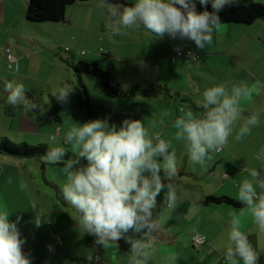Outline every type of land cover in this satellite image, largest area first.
<instances>
[{"label":"crops","instance_id":"1","mask_svg":"<svg viewBox=\"0 0 264 264\" xmlns=\"http://www.w3.org/2000/svg\"><path fill=\"white\" fill-rule=\"evenodd\" d=\"M256 1L264 3V0ZM109 2L132 6L136 0ZM99 4L100 0L78 2L67 8L62 22L33 23L26 18L28 0H0V73H7L9 82L23 84L26 97L44 107L48 98L44 81L46 84L49 81L50 85L49 79H55L58 85L65 86L64 65L73 69L72 65L81 61L96 62L110 74L113 85L140 93L128 100L110 97L102 88L106 96L95 102L90 83L86 81L90 78L83 77L91 104L107 109L109 116H86L77 95L78 100L75 99V91L64 103L57 102L51 92L44 114L25 113L22 106L14 108L6 103L4 86L7 82L0 79V114L8 122V125L0 122V140L8 138L15 143L69 147L63 138L78 123L107 117L119 127L124 119L141 120L150 134L159 133L161 139L172 142L170 151H181L178 175L172 181L177 205L175 209H168L163 204L164 192L157 197L154 216L162 223L154 233L148 264H225L223 255L229 244L230 213L239 214L244 208L236 199L237 186L244 179H251L250 170L264 169V19L252 24L222 23L213 31L212 43L199 50L190 39H173L167 34L159 38L142 25L113 35L105 9ZM7 48L12 49L17 59L10 68L12 72L5 70ZM176 48L194 51L201 58L198 61L177 58L174 56ZM45 61L59 64L60 73L45 77L46 72L40 68ZM72 84L75 87V82ZM220 84H226L229 90L233 85H255L258 93L253 92L250 98L241 101L242 116L228 144L221 152L210 153L212 159H206L201 166L190 161L186 143L174 139L173 124L183 115L181 108H191L202 116L203 110L197 107V101L203 99L206 89ZM39 85L42 87L40 97L36 94ZM58 104L61 106L59 121H56L53 111ZM252 114H259V123L251 128L249 135L236 141L239 127ZM153 121L155 128L149 127ZM41 162H45V168ZM49 166L63 167L44 159L0 155V205H6L12 213L10 220L21 217L18 228L26 240L23 251L31 264L46 261L49 264H102L95 260L97 256L106 264H130L131 245L125 239L117 241L118 247L115 242L101 246L95 243V237L78 227L77 213L62 196L65 176L58 182L54 177L51 180ZM257 192L264 195V190L258 187ZM207 197H229L239 204L205 203ZM37 215L42 221L39 227L34 224ZM241 230L259 254V264H264V232L259 231L247 214L242 217ZM198 234L207 238L204 245L194 243ZM126 235L135 239L141 236L131 231Z\"/></svg>","mask_w":264,"mask_h":264},{"label":"clouds","instance_id":"2","mask_svg":"<svg viewBox=\"0 0 264 264\" xmlns=\"http://www.w3.org/2000/svg\"><path fill=\"white\" fill-rule=\"evenodd\" d=\"M199 3L204 11L196 10L194 0H136L132 6L100 0L98 6L105 9L113 35L142 25L159 38L165 34L173 39L187 38L197 49L204 50L212 43L213 31L221 26L219 13L235 0H199ZM209 3L212 11L207 10ZM5 91L6 103L14 108L22 106L25 113L46 111L44 106L26 97L23 84L9 82ZM72 91L73 88L65 85L52 95L57 102L64 103ZM253 92L258 93L255 85H233L229 90L226 84H220L206 89L203 99L197 101V107L203 110L202 116L191 108L180 109L183 115L174 121V139L186 143L191 162L203 166L206 159H212L210 153L224 149L242 116L241 101L250 98ZM259 119V114L248 116L235 140L249 135ZM149 127L155 128L156 122ZM63 142L71 146L73 157L65 160L64 147H50L43 159L53 165L63 163L60 171L65 183L61 192L64 201L77 213L78 227L95 237V243L101 246H108L110 242L117 245V241L125 239L131 245L130 264H148L154 233L162 223L154 216L157 197L164 192L163 204L168 209H175L177 205L172 181L178 175V168L176 152L170 151L172 142L161 139L159 133L150 134L141 120L124 119L117 127L107 117L72 126ZM81 158L86 159V165L81 164ZM261 171L264 169L250 170L251 179H244L237 186L236 199L244 208L239 214L230 213L229 244L223 255L225 264H240V261L259 264V254L241 227L242 217L247 214L259 231L264 232V195L257 192V187L264 190ZM32 208H36L35 203ZM11 214L6 205H0V264H31L23 251L26 240L18 228L21 217L12 221ZM41 223V216L37 215L34 224L39 227ZM130 231L141 234L140 238L126 235Z\"/></svg>","mask_w":264,"mask_h":264},{"label":"trees","instance_id":"3","mask_svg":"<svg viewBox=\"0 0 264 264\" xmlns=\"http://www.w3.org/2000/svg\"><path fill=\"white\" fill-rule=\"evenodd\" d=\"M88 0H28L26 9V18L29 22H62L66 18L67 8L78 2ZM196 10L204 11V6H201L199 0H194ZM207 10L212 11L211 4L207 5ZM222 23H239L252 24L260 19H264V4L256 0H236L232 6H226L220 13ZM74 73L80 79L79 86L73 87V91L78 96L80 109L86 116H109L110 112L105 108H97L90 102V91L83 77L97 80L106 95L110 97H120L131 100L140 91H126L119 86L113 85L110 80V74L101 69L96 62L81 61L72 65ZM185 100V99H184ZM61 104H58L56 110L53 111V117L59 121L58 111ZM50 146L47 144L31 145L28 143H15L8 138L0 140V155H8L16 158H29L42 161ZM65 160L73 157L75 154L66 150ZM81 164L86 165L87 161L81 158ZM42 163V168H45V162ZM63 165V163H60ZM205 203H222L239 204L229 197H207Z\"/></svg>","mask_w":264,"mask_h":264},{"label":"rangeland","instance_id":"4","mask_svg":"<svg viewBox=\"0 0 264 264\" xmlns=\"http://www.w3.org/2000/svg\"><path fill=\"white\" fill-rule=\"evenodd\" d=\"M264 4V3H263ZM121 5H124V3L123 4H121ZM58 54H61V52H58ZM59 56V55H58ZM60 57V56H59ZM65 67H64V70L63 71H65V75L63 74V76H65V78H66V83H65V85H69L71 88L73 87V84H72V82H75V86H79V84H80V79H79V77L78 76H75L74 75V70L71 68V67H68L67 65H64ZM40 68H41V70L42 71H44V72H46V76L45 77H49L50 75H51V73H57V72H59L60 73V71H61V68H60V66H59V64H54V63H50V61H45L44 63H43V65L41 64L40 65ZM67 68V69H66ZM5 70L8 72H12V70H10V68L9 67H7V68H5ZM71 73V74H70ZM62 74V73H61ZM70 76L72 77V78H70ZM85 78H87L86 76H84ZM0 79L1 80H6V82L8 83L9 82V75L7 74V73H0ZM50 80V85H48L49 84V81H48V83L46 84V81H44L45 83H43V85L44 86H47V90H46V94H47V96H48V98L46 99V103L44 102V104H47V105H49L50 104V100H51V98H49V94L52 92H56V91H58L61 87H63V86H61V85H58L57 84V81L55 82V79H49ZM88 83H90V88H92V92H93V94H92V96H93V100L95 101V102H98L99 101V99L101 98V96H103V97H105L106 95H105V93L103 92V90H102V86H101V84L97 81V80H93V79H88V80H86ZM4 88H5V86H4ZM42 91V87H40V85H39V88L37 89V95L40 97V92ZM52 95V94H51ZM53 96V95H52ZM74 96H75V99H77V96H76V94H74ZM54 97V96H53ZM78 100V99H77ZM47 105H45V107L47 106ZM62 113V112H61ZM63 114V113H62ZM64 117H65V120H67V116L66 115H64ZM13 118V117H12ZM6 119L7 118H5L4 116H2L1 114H0V122H1V120L3 121V122H7L6 121ZM2 122V123H3ZM5 124V123H4ZM10 124V123H9ZM7 125H8V122H7ZM16 125H17V122H16V124H15V127H16ZM62 147H64L65 148V150H68V151H70V152H72V153H74L73 152V150H72V148H71V146H69V147H67V146H65V145H63ZM176 152V151H175ZM180 153H181V151L180 152H176V162H177V164H178V160L181 158L180 157ZM48 169H49V177H50V179L52 180L53 179V177L55 178V180L58 182V181H60L61 179L60 178H63L64 177V175H62L63 173L60 171V169L61 168H59V167H55V166H49L48 167Z\"/></svg>","mask_w":264,"mask_h":264},{"label":"built area","instance_id":"5","mask_svg":"<svg viewBox=\"0 0 264 264\" xmlns=\"http://www.w3.org/2000/svg\"><path fill=\"white\" fill-rule=\"evenodd\" d=\"M6 52H7V57H8V67L12 68L17 59H16L15 55L13 54L11 48H7ZM174 54H175L174 55L175 57L183 58L186 61H189V60L198 61L201 58V55L194 52V51H191V50L184 51L180 48H176ZM193 56H195V59L193 58ZM206 242H207V238L204 235L198 234L194 237V243L196 245L201 246V245H204ZM95 260L97 262H101L102 264H106V262L101 260L100 257H98V256L95 258ZM41 264H49V262L46 261V262L41 263Z\"/></svg>","mask_w":264,"mask_h":264}]
</instances>
